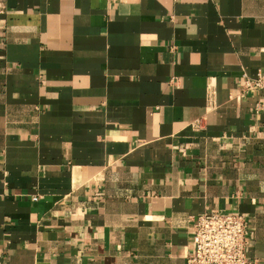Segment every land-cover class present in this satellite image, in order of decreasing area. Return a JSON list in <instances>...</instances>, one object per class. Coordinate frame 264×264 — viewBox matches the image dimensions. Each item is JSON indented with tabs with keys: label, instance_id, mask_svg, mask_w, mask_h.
<instances>
[{
	"label": "crops",
	"instance_id": "obj_1",
	"mask_svg": "<svg viewBox=\"0 0 264 264\" xmlns=\"http://www.w3.org/2000/svg\"><path fill=\"white\" fill-rule=\"evenodd\" d=\"M211 211L264 264V0H0V264H184Z\"/></svg>",
	"mask_w": 264,
	"mask_h": 264
},
{
	"label": "built area",
	"instance_id": "obj_2",
	"mask_svg": "<svg viewBox=\"0 0 264 264\" xmlns=\"http://www.w3.org/2000/svg\"><path fill=\"white\" fill-rule=\"evenodd\" d=\"M262 76L242 81L236 98L250 89L262 88ZM37 200L38 195H33ZM191 249L184 264H255L247 255V219L242 213L204 212L189 217Z\"/></svg>",
	"mask_w": 264,
	"mask_h": 264
}]
</instances>
